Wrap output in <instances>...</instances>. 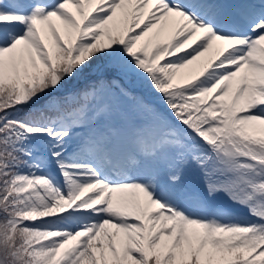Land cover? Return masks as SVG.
<instances>
[{"label":"snow or ice","instance_id":"obj_1","mask_svg":"<svg viewBox=\"0 0 264 264\" xmlns=\"http://www.w3.org/2000/svg\"><path fill=\"white\" fill-rule=\"evenodd\" d=\"M0 264H264V0H0Z\"/></svg>","mask_w":264,"mask_h":264}]
</instances>
